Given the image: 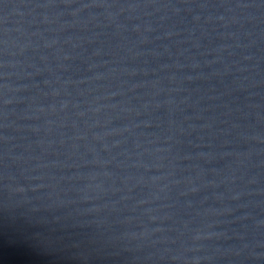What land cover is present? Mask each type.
I'll return each instance as SVG.
<instances>
[{"label":"water","instance_id":"1","mask_svg":"<svg viewBox=\"0 0 264 264\" xmlns=\"http://www.w3.org/2000/svg\"><path fill=\"white\" fill-rule=\"evenodd\" d=\"M0 264H264V0H0Z\"/></svg>","mask_w":264,"mask_h":264}]
</instances>
